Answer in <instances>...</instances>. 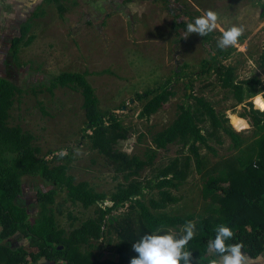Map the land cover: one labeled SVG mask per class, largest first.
<instances>
[{
    "label": "rangeland",
    "instance_id": "rangeland-1",
    "mask_svg": "<svg viewBox=\"0 0 264 264\" xmlns=\"http://www.w3.org/2000/svg\"><path fill=\"white\" fill-rule=\"evenodd\" d=\"M261 3L264 0H0V76L20 90L8 124L31 133L33 146L40 150L38 157L50 166L66 165L74 185L86 182L94 192L108 197L117 192L119 185L132 181L144 185L174 159L190 158L189 177L177 187L164 189L178 198L176 203L163 210L152 209L150 200L160 199L158 189L144 190L140 201L154 215H195L190 221L197 223L199 218L213 214L224 197L220 191L206 189V185L213 178L224 177L229 162L252 153L259 137L247 110L255 95L264 92ZM208 9L219 14L217 29L206 37L189 34L185 39L184 18L194 21ZM233 25L245 28L239 44L220 50L217 42L221 32ZM25 27L28 30L22 35ZM15 38H22L16 57L12 51ZM215 61L234 69L236 83H245L242 103L233 91L221 86L213 70ZM62 73L86 75L105 122L117 123L125 130L126 139L118 141L117 151L142 161L156 151L150 165L127 177L128 171L119 172L115 162L92 147L86 136L92 131L87 125L82 89L68 85L50 90L51 81ZM165 85L174 96L150 118L142 117L144 105ZM147 91L153 93L138 98ZM187 92L211 103L220 121L214 125L205 118L200 123L206 144H198L199 160L184 142L159 150L153 144V136L176 119L180 105L187 101ZM188 103H194V98ZM230 116L245 119L250 129L239 132L241 128L231 123ZM227 130L239 135L238 142ZM61 150H66L67 155H54ZM7 156L15 157L11 153ZM22 188L20 205L31 218L52 214L66 235L97 217V209L111 206L107 201L84 208L68 197L67 187L55 188L40 176H25ZM46 193L51 194L52 202L41 198ZM134 205L125 203L111 216L119 220ZM105 220L103 237L82 246L81 252L92 253L96 261L117 262L119 238ZM183 226L171 230L180 234ZM6 243L12 249L28 246L23 235ZM29 264L64 263L42 257Z\"/></svg>",
    "mask_w": 264,
    "mask_h": 264
},
{
    "label": "trees",
    "instance_id": "trees-1",
    "mask_svg": "<svg viewBox=\"0 0 264 264\" xmlns=\"http://www.w3.org/2000/svg\"><path fill=\"white\" fill-rule=\"evenodd\" d=\"M261 5L264 17V4ZM27 30V27L23 28L22 35L26 34ZM21 41L22 38L13 40L14 57L17 56ZM262 60L264 62V54ZM214 64L213 70L221 86L233 91L238 102L242 103L245 83L235 82L232 67L223 65L221 61H215ZM68 85H76L82 89L87 125L92 131L86 136L90 139L92 147L115 162L119 172L128 171L127 177H129L138 174L145 165L153 162L156 151H150L152 155L147 161H142L138 157L130 158L117 151L115 146L118 141L126 139L125 130L117 123L105 122L104 115L98 108V99L85 74L62 73L51 81L50 90ZM164 87L162 92L144 105L141 110L142 117L150 118L162 104L174 96V92L166 88V85ZM187 87L192 90L191 84L188 83ZM19 92L15 83L0 76V264H29V262H37L42 257L48 261L64 264H128V258L138 255L132 250V245L145 234L163 235L167 230L178 228L186 221L195 219V215L186 218L154 215L140 201L144 190L158 189L160 199L150 200L152 209L163 210L167 205L176 203L178 198L164 189L177 187L189 177L190 158L174 159L160 170L155 179L144 185L137 181H132L128 185H119L117 192L110 197L94 192L86 182L74 185V178L68 175L66 165L50 166L48 161L38 157L40 150L33 146L32 134L24 131L20 126L8 124L10 110ZM149 93L153 91L139 94L138 98H146ZM191 97L194 98V103H188ZM186 99L187 101L180 105L179 113L173 123L153 136V144L156 150H159L177 141L184 142L199 160L198 144H206L200 123L205 118H209L214 125H218L220 121L211 103L204 98L187 92ZM247 115L258 131L259 137L254 141L252 153L245 158L238 157L229 162L224 177L213 178L206 185V189L220 191L224 197L213 214L199 218L196 223V236L188 246V250L193 253L192 264H210L212 257L206 254V245L209 239H215L214 229L220 224L229 226L235 233L234 239L226 243L242 242L243 251L253 259L264 253V113L254 109L250 104ZM227 132L238 142L237 133L229 130ZM9 153L14 154L15 157L10 159L7 156ZM25 176H40L58 189L67 187L68 197L73 202L82 204L84 208L107 201L111 206L97 209V217L88 219L66 235L63 229L57 227L52 214L43 213L32 219L28 210L20 205ZM223 183L227 186H223ZM40 196L52 202L50 193ZM132 202L135 205L132 206L130 213L119 220L111 216L112 211L117 207ZM105 219L109 221L119 238L116 249L119 256L117 262L96 261L92 253L81 252L82 246L103 237ZM16 235H23L28 240V246L12 249L6 242Z\"/></svg>",
    "mask_w": 264,
    "mask_h": 264
},
{
    "label": "clouds",
    "instance_id": "clouds-1",
    "mask_svg": "<svg viewBox=\"0 0 264 264\" xmlns=\"http://www.w3.org/2000/svg\"><path fill=\"white\" fill-rule=\"evenodd\" d=\"M219 20V14L211 9L196 17L194 21L185 17L186 31H183V37L187 39L189 34L206 37L217 29ZM244 31L245 28L242 25H233L223 30L217 47L220 50L236 47ZM253 107L264 113V92L255 95ZM240 119L243 121V118ZM250 127L251 125L243 121V127L238 131L250 129ZM77 154H80L79 149H77ZM54 155L63 158L67 152L61 150ZM214 231L215 239H209L206 245V254L212 257L210 264H257L258 261H264V254L258 255L255 260L248 256L243 251L244 244L242 242L226 243L235 237L234 231L229 226L220 224ZM195 236L196 223L194 221H186L180 234L171 229L163 235L145 234L132 245V250L138 255L131 259L130 264H181V262L192 264L193 253L188 250V246Z\"/></svg>",
    "mask_w": 264,
    "mask_h": 264
},
{
    "label": "bare ground",
    "instance_id": "bare-ground-1",
    "mask_svg": "<svg viewBox=\"0 0 264 264\" xmlns=\"http://www.w3.org/2000/svg\"><path fill=\"white\" fill-rule=\"evenodd\" d=\"M254 98H253V101H254ZM230 119H231V123L232 124L236 125L239 128H242L243 127V122H242V120L239 117H237V116H230Z\"/></svg>",
    "mask_w": 264,
    "mask_h": 264
},
{
    "label": "crops",
    "instance_id": "crops-1",
    "mask_svg": "<svg viewBox=\"0 0 264 264\" xmlns=\"http://www.w3.org/2000/svg\"><path fill=\"white\" fill-rule=\"evenodd\" d=\"M263 254H264V253H263ZM253 260H255V259H253ZM257 264H262V263H261V261H258Z\"/></svg>",
    "mask_w": 264,
    "mask_h": 264
},
{
    "label": "water",
    "instance_id": "water-1",
    "mask_svg": "<svg viewBox=\"0 0 264 264\" xmlns=\"http://www.w3.org/2000/svg\"><path fill=\"white\" fill-rule=\"evenodd\" d=\"M62 247H60V249H61Z\"/></svg>",
    "mask_w": 264,
    "mask_h": 264
}]
</instances>
